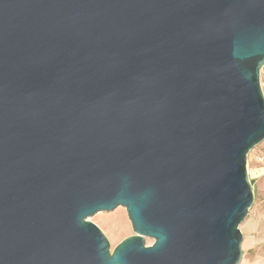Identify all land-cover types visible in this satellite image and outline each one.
Listing matches in <instances>:
<instances>
[{
	"label": "water",
	"instance_id": "95a60500",
	"mask_svg": "<svg viewBox=\"0 0 264 264\" xmlns=\"http://www.w3.org/2000/svg\"><path fill=\"white\" fill-rule=\"evenodd\" d=\"M263 64L264 0H0V264H238Z\"/></svg>",
	"mask_w": 264,
	"mask_h": 264
},
{
	"label": "rangeland",
	"instance_id": "374dc122",
	"mask_svg": "<svg viewBox=\"0 0 264 264\" xmlns=\"http://www.w3.org/2000/svg\"><path fill=\"white\" fill-rule=\"evenodd\" d=\"M260 85L264 94V64L260 70ZM246 164L254 200L239 224L242 255L238 264H264V139L248 152ZM88 220L106 235L111 251L124 237L133 233L126 211L121 206L109 212H98ZM151 242L145 238L146 244Z\"/></svg>",
	"mask_w": 264,
	"mask_h": 264
},
{
	"label": "built area",
	"instance_id": "2783aa9c",
	"mask_svg": "<svg viewBox=\"0 0 264 264\" xmlns=\"http://www.w3.org/2000/svg\"><path fill=\"white\" fill-rule=\"evenodd\" d=\"M259 160H262V158H261V157H259Z\"/></svg>",
	"mask_w": 264,
	"mask_h": 264
},
{
	"label": "flooded vegetation",
	"instance_id": "af4514ba",
	"mask_svg": "<svg viewBox=\"0 0 264 264\" xmlns=\"http://www.w3.org/2000/svg\"><path fill=\"white\" fill-rule=\"evenodd\" d=\"M129 235H131V234H129ZM128 236V235H127Z\"/></svg>",
	"mask_w": 264,
	"mask_h": 264
}]
</instances>
